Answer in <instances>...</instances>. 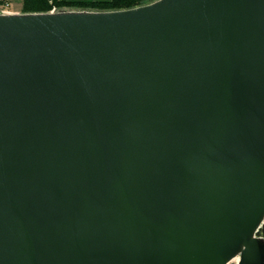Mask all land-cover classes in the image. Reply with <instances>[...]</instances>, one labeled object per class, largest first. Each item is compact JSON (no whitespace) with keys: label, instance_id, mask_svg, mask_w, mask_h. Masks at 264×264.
Instances as JSON below:
<instances>
[{"label":"water","instance_id":"water-1","mask_svg":"<svg viewBox=\"0 0 264 264\" xmlns=\"http://www.w3.org/2000/svg\"><path fill=\"white\" fill-rule=\"evenodd\" d=\"M0 264H264V0L0 13Z\"/></svg>","mask_w":264,"mask_h":264},{"label":"trees","instance_id":"trees-1","mask_svg":"<svg viewBox=\"0 0 264 264\" xmlns=\"http://www.w3.org/2000/svg\"><path fill=\"white\" fill-rule=\"evenodd\" d=\"M149 0H107L80 1L69 0H22V13H48L52 9H76L94 11H117L145 5ZM3 5L0 0V7Z\"/></svg>","mask_w":264,"mask_h":264},{"label":"rangeland","instance_id":"rangeland-1","mask_svg":"<svg viewBox=\"0 0 264 264\" xmlns=\"http://www.w3.org/2000/svg\"><path fill=\"white\" fill-rule=\"evenodd\" d=\"M1 1H2L3 5L0 7V13H4V11L7 10V8H5V6L7 4L10 5V7H9L10 9L9 10L11 12H13V13H22L21 12L22 11V0H5L6 2L4 0H1ZM155 1H157V0H149L148 2H146V4H150V3H153ZM62 10H64V9H62ZM57 11H59V10L54 8L50 12H57Z\"/></svg>","mask_w":264,"mask_h":264},{"label":"crops","instance_id":"crops-1","mask_svg":"<svg viewBox=\"0 0 264 264\" xmlns=\"http://www.w3.org/2000/svg\"><path fill=\"white\" fill-rule=\"evenodd\" d=\"M74 2H80V1H107V0H69Z\"/></svg>","mask_w":264,"mask_h":264},{"label":"built area","instance_id":"built-area-1","mask_svg":"<svg viewBox=\"0 0 264 264\" xmlns=\"http://www.w3.org/2000/svg\"><path fill=\"white\" fill-rule=\"evenodd\" d=\"M4 1H5V0H4ZM5 2H6V1H5ZM9 7H10V5H8V4L5 6V8H7V10L4 11V13H10V12H11V11L9 10V9H10Z\"/></svg>","mask_w":264,"mask_h":264}]
</instances>
